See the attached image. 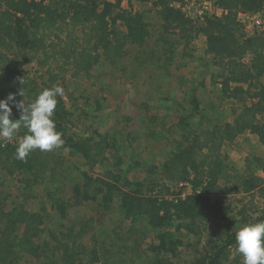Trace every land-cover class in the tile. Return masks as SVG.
I'll return each mask as SVG.
<instances>
[{
  "label": "trees",
  "instance_id": "obj_1",
  "mask_svg": "<svg viewBox=\"0 0 264 264\" xmlns=\"http://www.w3.org/2000/svg\"><path fill=\"white\" fill-rule=\"evenodd\" d=\"M121 1L0 0V99L12 93L17 101L30 103L43 89L54 87L66 70L72 75L86 72L100 59L113 65L129 45H142L148 36V23L140 12L122 8ZM137 1L155 9L165 32L178 34L184 57L191 55L195 38L204 35V52L226 68L219 81L220 95L237 105L233 120L207 121L206 126L199 127L183 123L184 116H179L180 139L174 145L167 144L169 151L158 165L157 180L164 194L182 182H187L193 192L185 196L171 193L176 196L173 200L153 194V187L142 191L140 184L135 189H123L119 185L121 170L107 167L96 175L81 170L84 182L72 186L75 200L97 202L104 211L113 209L116 200L117 211L132 222L130 229L116 233L104 247H97L95 242H80L87 233V222L78 223L77 229L62 223L57 230L45 229L41 213L25 207V199L31 196L27 190L30 185L37 181L57 183L65 177V160L60 155L64 149H69L70 155L79 154L89 169L107 159L108 148L122 162L115 138L68 132V110L58 96L53 119L64 140L61 148L36 150L21 161L14 158L17 145L0 142L2 169L24 178L17 202L10 203L0 177V264H18L22 257L36 264H141L138 260L146 251L151 252L149 264H243L235 237L241 227L264 222V155L246 157L240 172L228 163L223 146L248 131L264 147V29L247 30L237 18L239 11L264 10V0H212L223 12L202 22L173 6L185 0ZM165 49H161L162 54H168L165 60L171 61V51ZM32 60L40 69L45 68V73L30 76L25 65ZM43 75L47 78L39 85L37 78ZM21 79L26 83L21 85ZM191 96L197 107L196 97ZM10 106L11 118L19 119L20 112ZM237 192L244 199L232 206L227 195ZM255 194L261 198L260 210H252L256 205L248 199ZM176 219L197 237L187 262L178 256L181 241L165 230ZM136 223L156 229L153 242H144L146 235Z\"/></svg>",
  "mask_w": 264,
  "mask_h": 264
},
{
  "label": "rangeland",
  "instance_id": "obj_2",
  "mask_svg": "<svg viewBox=\"0 0 264 264\" xmlns=\"http://www.w3.org/2000/svg\"><path fill=\"white\" fill-rule=\"evenodd\" d=\"M121 7L131 9V13L138 11L144 16L148 23V36L144 43L129 45L122 59L113 65L100 59L86 72L72 75L70 69L66 70L63 78L55 82L54 86L59 85L64 89V95L59 97L68 110V132L80 136L100 134L106 139L115 138L120 146L122 162L117 161L114 150L108 148L107 159L89 169L79 154L70 155L69 149H64L60 155L65 160V177L57 183L37 181L27 188L31 196L25 199L27 209L41 213L42 227L45 229L57 230L60 223L63 226L73 225L77 229L78 223L87 222V233L80 242L87 245L95 242L97 247L109 244L116 233L130 229L132 222L117 211L116 200L112 204L113 209L108 211L100 210L101 206L97 202L75 200L72 186L84 182L81 170L93 175L107 167L121 170L119 185L123 189H135L136 184H140L142 191L153 187V194L167 200L176 198L171 193L179 192L181 196L190 194L193 189L184 183L164 194L161 182L157 180L161 170L158 165L169 151L167 144L174 145V141L180 139L182 131L178 126L179 116H184L183 123L187 125L193 123L204 127L207 121L231 122L237 106L232 99L220 95L219 81L226 73V68L204 52V35L195 38L191 44V55L184 57L178 34L164 31L158 14L149 3L122 0ZM163 48L171 51V61L165 60L168 54H162ZM158 55L160 60H157ZM25 68L29 69L30 76L35 77L46 70L40 69L36 60L30 61ZM45 78L47 75L37 78V83L41 85ZM190 95L192 99L196 97L197 107L191 102ZM26 134V128L22 127L12 141L1 144L18 145L20 138ZM223 148L228 154V163L240 172L244 169L246 157L264 155V147L248 131L226 142ZM0 177L3 179L4 193L10 196L9 202H17L24 178L18 174L9 175L1 165ZM227 197L232 206L244 199V195L238 192ZM249 198L256 205L252 210L262 208L261 198L257 194ZM252 210H248L249 213ZM181 222L176 219L165 230L181 241L177 248L180 251L178 256L187 262L192 258L197 237L181 226ZM135 225L146 235L144 242H153L156 229L151 230L148 224L143 223ZM146 252L138 263H150L151 252ZM33 263L26 257L18 261V264Z\"/></svg>",
  "mask_w": 264,
  "mask_h": 264
},
{
  "label": "clouds",
  "instance_id": "obj_3",
  "mask_svg": "<svg viewBox=\"0 0 264 264\" xmlns=\"http://www.w3.org/2000/svg\"><path fill=\"white\" fill-rule=\"evenodd\" d=\"M22 85L26 83L20 80ZM21 96L24 92L20 91ZM64 95V89L57 85L43 89L34 102L25 104L9 93L0 99V142L12 141L20 129L28 134L20 138L14 158L24 161L33 151L51 152L64 145L62 133L56 130L53 119L57 97ZM20 112L19 119H12V107ZM236 251L243 257V264H264V222L248 224L236 233Z\"/></svg>",
  "mask_w": 264,
  "mask_h": 264
},
{
  "label": "built area",
  "instance_id": "obj_4",
  "mask_svg": "<svg viewBox=\"0 0 264 264\" xmlns=\"http://www.w3.org/2000/svg\"><path fill=\"white\" fill-rule=\"evenodd\" d=\"M173 6L178 7L184 15L198 22H202L206 17L219 16L223 12L221 8L213 4L212 0H185L183 4L174 3ZM238 19L249 30L260 29L264 26V10L260 12L239 11ZM182 183L188 184L187 182Z\"/></svg>",
  "mask_w": 264,
  "mask_h": 264
},
{
  "label": "bare ground",
  "instance_id": "obj_5",
  "mask_svg": "<svg viewBox=\"0 0 264 264\" xmlns=\"http://www.w3.org/2000/svg\"><path fill=\"white\" fill-rule=\"evenodd\" d=\"M237 18H238V15H237ZM239 20V19H238ZM262 28H264V26L262 27ZM245 29H247L246 27H245ZM248 30V29H247Z\"/></svg>",
  "mask_w": 264,
  "mask_h": 264
}]
</instances>
